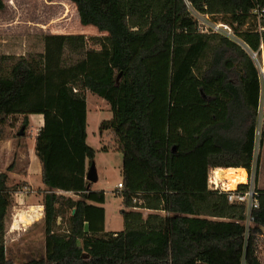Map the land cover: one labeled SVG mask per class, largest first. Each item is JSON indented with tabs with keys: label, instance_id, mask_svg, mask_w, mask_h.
I'll return each mask as SVG.
<instances>
[{
	"label": "trees",
	"instance_id": "1",
	"mask_svg": "<svg viewBox=\"0 0 264 264\" xmlns=\"http://www.w3.org/2000/svg\"><path fill=\"white\" fill-rule=\"evenodd\" d=\"M71 1L82 24L106 33L45 34L41 53L0 55V140L10 116L24 115L27 126L30 114H42L35 151L46 186L45 254L17 263L8 257L6 216L11 192L26 183H12L14 162L0 170V264H264V190L256 187L259 205L248 228L246 203L236 202L226 213V194L210 187L216 168L259 173L262 81L244 44L260 45L256 9L264 12V0H188L195 10L231 24L244 44L200 31L187 0ZM89 43L98 49H88ZM180 47L186 51L174 67ZM191 76L220 79L230 99L224 118L205 126L196 143L182 150L170 141L171 88ZM87 91L110 103L113 117L104 126L113 127L119 148L127 138L130 154L157 177L159 184L149 190L164 199L163 230L106 231V192L93 189L87 178L96 155L87 141ZM238 188L247 191L250 183Z\"/></svg>",
	"mask_w": 264,
	"mask_h": 264
},
{
	"label": "rangeland",
	"instance_id": "2",
	"mask_svg": "<svg viewBox=\"0 0 264 264\" xmlns=\"http://www.w3.org/2000/svg\"><path fill=\"white\" fill-rule=\"evenodd\" d=\"M4 3V8H0V55L10 53L31 56L41 53L45 50L42 39L45 34L82 33L86 37H91L106 33L94 25L82 24L77 6L71 0H4ZM89 45L91 46L88 49L99 47L92 43ZM185 51V47L175 49L174 67L179 64ZM218 81L220 79L207 80L204 77L192 76L181 85H172L170 141L178 144L182 150L196 143L197 135L205 126L224 118L225 106H221L223 95L221 82ZM261 81L260 119L255 147L256 162L260 159V168L257 175L255 170L251 176L247 173V180L243 183L249 181L253 188L264 190V75ZM86 104L87 141L96 150L94 161L98 173V180L93 182V189L106 192L104 206L108 211L107 231L120 230L126 226V220L121 210L124 205L118 194V182L123 183L128 179L123 171L127 152L119 148L120 144L113 127L106 129L104 126V122L113 117L110 103L87 91ZM29 118L30 123L23 126L24 115L10 116L5 123V135L0 140V170L8 171L9 165L14 162L13 170H9L12 183L19 185L26 183L25 186L21 185L19 190L11 192L12 200L6 224L8 257L17 263L40 258L45 254L44 216L42 212H38L41 201L44 207V200L40 197L45 188L37 186L41 184V178L33 176L34 186H31L24 180L25 175H22L25 173L23 169H27L30 163V153L33 151L36 135L44 124V116L30 114ZM22 129L24 134L19 135ZM211 179L210 184L214 189L216 188L214 172ZM223 180L226 184L225 179ZM158 184L157 180L154 184L150 183V186ZM71 192L78 197V194ZM31 201L35 213L30 212V218L27 216L25 218L27 220L22 224L23 228L18 227L14 212H17L21 202ZM67 218L68 215L59 221L63 222V219ZM247 225H251L249 220ZM259 254L264 263V229L259 235Z\"/></svg>",
	"mask_w": 264,
	"mask_h": 264
},
{
	"label": "crops",
	"instance_id": "3",
	"mask_svg": "<svg viewBox=\"0 0 264 264\" xmlns=\"http://www.w3.org/2000/svg\"><path fill=\"white\" fill-rule=\"evenodd\" d=\"M218 82H221V80ZM220 88L223 95L222 96L223 101L221 103V106L223 105L226 106L227 102L230 99V95L222 88V86ZM33 148H34L33 151H31L30 153V157H31L30 163L27 166L26 172L22 174L25 175L23 176L25 178L24 180L28 181V183L31 186H34L32 180L33 176L41 178V163L36 154L35 145H33ZM130 148H131V142L126 138V145L123 148V150L127 152V154L125 157V168L123 169V171L128 179L125 182H123V186H119V184L122 182H118V188H119L118 194L123 199L124 207L121 210L122 212H124L126 226H124L123 229L120 230H127V229L163 230L165 228V221L167 216L164 199L160 193L150 192L149 190L157 186V185L150 186V183L154 184L157 182L158 179L153 173L151 167L145 161L140 160L130 154ZM37 186H42L43 189L45 188V185L43 184L42 180H41V184ZM210 187L213 189L212 184H210ZM128 188L134 189V191L132 193L125 194V191ZM135 189L137 190V192H135ZM145 189L149 191L146 192ZM56 192L75 197L71 191L57 190ZM42 194L40 198L43 199ZM32 203H33L32 201L21 202V206L17 209V212L16 213L14 212V215L16 216V221L19 224L18 227L20 226L21 228H23L22 224L25 223L24 222L25 220H27L25 218L27 216L28 219L30 218L29 216L30 212L35 213L34 211L35 209ZM38 212L40 213L42 212V215L44 216L43 201H41L40 203ZM107 213L108 211L106 212V224H105L106 231H107V222H108ZM8 216L9 213L6 216V224H7ZM120 230L116 229V230H108V231H120ZM6 231H7V227H6ZM20 232H22V229L20 230ZM44 232H45V224H44Z\"/></svg>",
	"mask_w": 264,
	"mask_h": 264
},
{
	"label": "built area",
	"instance_id": "4",
	"mask_svg": "<svg viewBox=\"0 0 264 264\" xmlns=\"http://www.w3.org/2000/svg\"><path fill=\"white\" fill-rule=\"evenodd\" d=\"M187 4L190 7L193 15L197 19L198 27L200 31L205 33H221L227 36L228 38L232 39L233 41L244 44L231 24L222 20H215L212 15L195 10L194 8H192L188 0H187ZM256 13L258 16L257 18L258 24H257V29L255 30L261 34L260 45L257 49H253L246 44L244 45L246 49L250 52L256 65L258 66L262 79V75H264V37H263L264 25L262 24V21L264 19V12L260 8H257ZM246 27L247 26H245V28ZM214 178H215L214 183L216 187L215 189H218L226 194V200H227L226 213L233 212V207L236 202H245L247 206L246 225H247V220H249L252 225L254 221L252 210L259 205V200L257 198L258 192L256 191V187L253 188L252 186H250V188L247 191H243V190H239L238 188L239 184H237L235 188L230 189L229 187L227 188V185L225 184L223 179L216 178L215 175ZM247 183H249V181H247ZM119 186H123V183H120ZM250 226L247 225L248 228Z\"/></svg>",
	"mask_w": 264,
	"mask_h": 264
},
{
	"label": "bare ground",
	"instance_id": "5",
	"mask_svg": "<svg viewBox=\"0 0 264 264\" xmlns=\"http://www.w3.org/2000/svg\"><path fill=\"white\" fill-rule=\"evenodd\" d=\"M214 175L216 178L225 179L230 189L247 180V172L244 168H216Z\"/></svg>",
	"mask_w": 264,
	"mask_h": 264
},
{
	"label": "water",
	"instance_id": "6",
	"mask_svg": "<svg viewBox=\"0 0 264 264\" xmlns=\"http://www.w3.org/2000/svg\"><path fill=\"white\" fill-rule=\"evenodd\" d=\"M120 75L119 74L117 76V81H116V84L119 83V79H120ZM203 96H205V93L203 91ZM19 135H23L24 134V131L23 129L21 131H19L18 133ZM87 178L91 181V182H96L98 180V173H97V168H96V165H95V162L92 163V165L90 166L89 170H88V173H87ZM237 186V185H236Z\"/></svg>",
	"mask_w": 264,
	"mask_h": 264
}]
</instances>
